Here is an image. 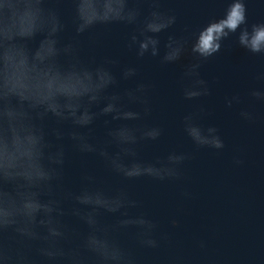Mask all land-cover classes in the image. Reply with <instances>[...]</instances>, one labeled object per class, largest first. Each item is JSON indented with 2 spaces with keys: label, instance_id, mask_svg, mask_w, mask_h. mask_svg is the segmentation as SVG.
I'll return each instance as SVG.
<instances>
[{
  "label": "clouds",
  "instance_id": "9594fccd",
  "mask_svg": "<svg viewBox=\"0 0 264 264\" xmlns=\"http://www.w3.org/2000/svg\"><path fill=\"white\" fill-rule=\"evenodd\" d=\"M167 2L0 0V264H144L146 257L159 264H218L207 256L205 236L195 238L203 257L172 254L179 247L174 232L147 212H134L141 201L124 188L106 189L91 171L82 173L78 191L64 185L66 136L76 151L96 155L104 171L124 180L184 182L185 164L194 158V152L175 149L151 160L142 156V146L164 134L159 124L138 123L151 115L154 85L141 78L137 64L121 66L117 57L85 59L79 36L98 26L123 25L131 29L125 46L138 61L151 58L168 66L190 57L180 77L189 101L212 96L201 69L234 34L240 47L264 61V19L249 24L248 0H224L222 16L195 30L185 24L179 35L174 30L179 16L164 7ZM63 5L72 6L70 18ZM69 26L75 36L65 43L62 33ZM254 80L257 84L225 95L223 102L242 123L264 125L255 110L256 104L264 106V63ZM123 81L134 85L121 87ZM211 114L200 104L183 116V132L196 151L220 154L227 144L220 126L205 121ZM49 116L71 129L56 128L50 139ZM97 121L105 128L102 138L94 135ZM243 151H235L233 166L246 165ZM195 198L183 185L181 201ZM68 216L77 224L66 221ZM169 224L175 229L181 221L173 215ZM162 251L169 253L164 259Z\"/></svg>",
  "mask_w": 264,
  "mask_h": 264
},
{
  "label": "water",
  "instance_id": "95a60500",
  "mask_svg": "<svg viewBox=\"0 0 264 264\" xmlns=\"http://www.w3.org/2000/svg\"><path fill=\"white\" fill-rule=\"evenodd\" d=\"M66 18L73 15L71 5H63ZM165 8L176 10L179 21L176 34H181L185 24L195 30L203 27L212 18L223 15L227 7L224 0H168ZM249 24L264 19V0H248ZM130 28L123 25L98 26L90 33L78 37L82 43V56L95 57L97 62L105 57H117L123 65H138L140 76L154 85L150 90L151 115L138 122L140 124H159L164 129L160 141L142 146L145 159L166 155L175 149L194 152V158L185 164L184 182H156L148 178L124 180L102 169L100 159L94 154H82L65 137L67 158L65 162V188L78 191L81 187L82 173L91 171L97 176V183L109 190L124 188L133 198L142 202L141 208L158 219L164 230L174 232V240L179 247L172 254H182L188 258L203 257L195 247V238L205 236L209 239L207 256L218 264H235L244 260L247 264H264V125L242 123L236 110L224 106L225 95L235 91L244 92L257 84L255 73L260 69V58L252 56L236 43V35L223 42V47L214 57L203 65L202 76L212 85V96L185 100L181 90L180 77L182 64L188 63L185 57L181 63L161 66L157 60L145 58L138 61L133 52L126 48ZM75 36L74 29L62 33V42H69ZM162 41L167 34L161 35ZM38 42V41H37ZM35 44H33V47ZM119 71V69H115ZM133 81H123L121 87H131ZM200 104L208 106L212 114L205 117L206 122L220 126L227 148L220 154L211 149L196 151L183 132L182 118L195 111ZM255 110L264 116V106L256 104ZM49 138L56 128L65 132L71 129L68 123L59 124L55 117L45 120ZM105 128L102 121L94 125V135L102 138ZM243 148L247 163L242 168L232 164L233 154ZM187 185L196 194L190 202H182L180 192ZM175 215L181 224L173 229L169 218ZM66 221L77 224L74 217ZM109 220L113 217L109 216ZM169 255L162 251L161 259ZM144 264H159L152 257H146Z\"/></svg>",
  "mask_w": 264,
  "mask_h": 264
}]
</instances>
